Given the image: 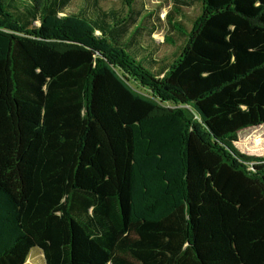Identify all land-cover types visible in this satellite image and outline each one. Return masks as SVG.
Listing matches in <instances>:
<instances>
[{
  "label": "trees",
  "instance_id": "1",
  "mask_svg": "<svg viewBox=\"0 0 264 264\" xmlns=\"http://www.w3.org/2000/svg\"><path fill=\"white\" fill-rule=\"evenodd\" d=\"M71 2L0 0V264H264V0Z\"/></svg>",
  "mask_w": 264,
  "mask_h": 264
},
{
  "label": "rangeland",
  "instance_id": "2",
  "mask_svg": "<svg viewBox=\"0 0 264 264\" xmlns=\"http://www.w3.org/2000/svg\"><path fill=\"white\" fill-rule=\"evenodd\" d=\"M159 1L164 2L165 0H148V4H152V3L156 4ZM168 3L169 1L167 2L166 5H168ZM81 5H82V0H72L70 5V10H78V8ZM167 7H169V5ZM167 7L164 6L161 9L160 11L161 16L164 14L165 9ZM198 9H199L198 5L196 4L186 8L187 12L190 13L191 15H195L198 12ZM172 33L173 34H171L170 39H173L176 42L179 39V37L174 32ZM165 34H166V28H165V24H163L161 25L160 28L156 29L153 32L152 37L155 39V41L160 43L158 55H160V57L163 56L166 58H171L176 52L177 48L169 40L166 42L164 41ZM179 42L181 43L182 40L179 39ZM133 84L134 83H132V85ZM136 89L142 92L145 91L141 87ZM254 138L258 139V143L256 144L254 143ZM235 145L243 153L254 155L257 157L264 156V123L260 124V126L259 125L248 126L240 129L237 132V140L235 142ZM23 264H44L41 251L37 247L31 249L29 255L26 258L25 263Z\"/></svg>",
  "mask_w": 264,
  "mask_h": 264
}]
</instances>
